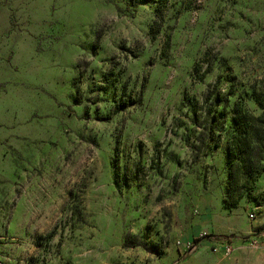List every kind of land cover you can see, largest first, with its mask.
<instances>
[{
  "label": "rangeland",
  "instance_id": "1",
  "mask_svg": "<svg viewBox=\"0 0 264 264\" xmlns=\"http://www.w3.org/2000/svg\"><path fill=\"white\" fill-rule=\"evenodd\" d=\"M262 88L264 0H0V264H179L199 226L189 264H264V169L224 204Z\"/></svg>",
  "mask_w": 264,
  "mask_h": 264
},
{
  "label": "trees",
  "instance_id": "2",
  "mask_svg": "<svg viewBox=\"0 0 264 264\" xmlns=\"http://www.w3.org/2000/svg\"><path fill=\"white\" fill-rule=\"evenodd\" d=\"M210 93L207 94V99ZM218 98V101H222ZM254 100L260 109L253 113L237 104L232 114L234 132L226 143V163L229 179L226 186L224 204L236 206L243 197L241 187L255 180L264 169V88L255 95ZM127 105L116 106L113 113L125 109ZM197 238L196 241H199Z\"/></svg>",
  "mask_w": 264,
  "mask_h": 264
},
{
  "label": "crops",
  "instance_id": "3",
  "mask_svg": "<svg viewBox=\"0 0 264 264\" xmlns=\"http://www.w3.org/2000/svg\"><path fill=\"white\" fill-rule=\"evenodd\" d=\"M205 227H207V225ZM200 229H201V226L191 228L189 230V232H186L183 235V239L186 241H188L189 239H196L198 237V233L200 232ZM196 242L198 244L196 250L193 253H190V255H188L189 257L183 256V261H181L179 264H189V261L192 257L196 256L197 253L205 250L209 246L210 239L209 238H203V239H200L199 241H196ZM198 248H199V250H198ZM196 251H197V253H195ZM180 254H183V247L182 246H180Z\"/></svg>",
  "mask_w": 264,
  "mask_h": 264
},
{
  "label": "built area",
  "instance_id": "4",
  "mask_svg": "<svg viewBox=\"0 0 264 264\" xmlns=\"http://www.w3.org/2000/svg\"><path fill=\"white\" fill-rule=\"evenodd\" d=\"M254 215H255V213L254 212H251L250 216L251 217H254ZM222 243H223V241L219 242V245L217 247H215L214 250L217 251L218 250V247L221 248ZM197 245H198L197 242L187 241L186 243L182 244L181 246L183 247V252L184 251H187V253H189V252L192 253L197 248ZM229 250H230V248L225 247V251L226 252L229 251Z\"/></svg>",
  "mask_w": 264,
  "mask_h": 264
}]
</instances>
